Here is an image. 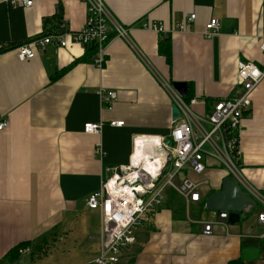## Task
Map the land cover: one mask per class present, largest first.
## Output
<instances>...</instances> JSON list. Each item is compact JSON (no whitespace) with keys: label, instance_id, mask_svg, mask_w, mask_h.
Returning <instances> with one entry per match:
<instances>
[{"label":"crops","instance_id":"0c3cea01","mask_svg":"<svg viewBox=\"0 0 264 264\" xmlns=\"http://www.w3.org/2000/svg\"><path fill=\"white\" fill-rule=\"evenodd\" d=\"M103 2L128 29L129 40L110 33L99 68L94 56L83 59L80 44L47 46L23 61L14 50L41 33L44 19L59 10L67 28L79 30L86 16L81 0H32L30 6L0 0V44L6 47L0 52V121H8L0 130V264L91 260L99 248L100 213L87 207V197L112 168L128 163L135 136L169 133L172 100L162 81L188 83L190 98L196 99L193 109L204 113L215 101L240 95L239 61L264 67L258 47L264 0ZM191 13L195 18L183 31L171 30L164 38L168 63L158 52L163 37L141 24L170 30ZM212 17L219 27L206 37ZM99 87L116 92L111 109L101 108ZM99 121L100 133L83 131L84 123ZM240 148L243 175L264 199V79L243 116ZM183 174L207 181L200 200L186 205L178 194L170 200L168 190L161 205L141 219L135 241L117 264H264V221L258 219L264 203L257 200L252 212L241 211L238 222L226 219V225L214 224L212 233L204 234L202 222L218 213L205 208V199L229 175L217 166L201 175ZM23 242L30 253L11 259L8 252Z\"/></svg>","mask_w":264,"mask_h":264},{"label":"built area","instance_id":"2783aa9c","mask_svg":"<svg viewBox=\"0 0 264 264\" xmlns=\"http://www.w3.org/2000/svg\"><path fill=\"white\" fill-rule=\"evenodd\" d=\"M11 5L30 6L32 0H7ZM85 6L84 25L77 31L67 28L60 18L52 25L24 42L15 46L16 57L23 61L44 52L47 46L54 49L71 44L84 47L94 45V63L102 68L104 52L110 33L129 40L128 29L118 23L103 0H81ZM191 13L172 29H166L158 23H142L141 28L152 30L165 37L171 30L183 31L187 23L192 22ZM219 27L216 17L205 24L203 34L210 37ZM259 50L264 55V35L259 38ZM6 47L0 44V52ZM237 79L241 86L239 96L217 100L208 112L198 113L193 109L195 98L186 99L172 84L162 81L172 103L179 109V118L171 121L167 135H137L133 138V149L127 164L111 169L101 182L100 187L91 192L86 200L89 209L100 213L99 248L91 260L80 264H117L121 252L135 241V231L141 219L161 205L168 190L181 196L186 205L200 200L201 186L207 181H195L183 173L195 175L204 173L207 167H221L232 176L242 189L255 199L264 203L263 197L248 183L239 164L240 132L242 119L251 105V94L264 79V67L239 61ZM96 93L101 108L111 109L117 99L115 91L99 87ZM123 121H110L111 126H121ZM8 126L7 120L0 121V130ZM103 123L86 122L85 133L98 134ZM147 139V140H145ZM148 142L145 157L139 162L133 159L136 141ZM96 153L101 155L100 146ZM214 163V165L212 164ZM213 165V166H212ZM227 213L218 212L217 218L202 222L203 233L211 234L214 224L226 225ZM264 221V213L258 215ZM19 255L30 253L29 246L18 248Z\"/></svg>","mask_w":264,"mask_h":264},{"label":"water","instance_id":"95a60500","mask_svg":"<svg viewBox=\"0 0 264 264\" xmlns=\"http://www.w3.org/2000/svg\"><path fill=\"white\" fill-rule=\"evenodd\" d=\"M172 86L180 95H186L187 84L185 82H173ZM178 118L179 109L172 103L171 120L175 121ZM256 203V199L249 192L242 189L232 176H227L222 180L220 189L213 191L205 199V208L213 212H226L227 222L234 224L238 222L243 209L247 207L248 212H252Z\"/></svg>","mask_w":264,"mask_h":264},{"label":"trees","instance_id":"16d2710c","mask_svg":"<svg viewBox=\"0 0 264 264\" xmlns=\"http://www.w3.org/2000/svg\"><path fill=\"white\" fill-rule=\"evenodd\" d=\"M61 18V11L59 10L58 13L52 17L51 19L48 18V19H44V22H43V28L46 30L49 25H52L54 21H57ZM47 31V30H46ZM165 37L162 38V40L160 41L159 43V46H158V52L160 54H162L163 56H165V59L168 63H170V47H169V43L167 41H165L166 39H164ZM94 51H95V47L94 45H88L85 47V53H84V57L83 59H86L88 57H91L93 56L94 54ZM71 66V64L69 65ZM69 66H67V68H63L59 71H57L55 73V75L51 76L52 79H55L57 78L60 74H62L63 72H65ZM188 84V83H187ZM188 86V89H187V92H186V99H189L190 98V88H189V84L187 85ZM177 194L172 191V190H169L168 193H167V197L170 199V200H173L174 197L176 196ZM172 202V201H171ZM28 242H23V243H20L16 246H14L8 253H10V258L11 259H15L17 257V250L19 247L21 246H24L26 245Z\"/></svg>","mask_w":264,"mask_h":264},{"label":"bare ground","instance_id":"6f19581e","mask_svg":"<svg viewBox=\"0 0 264 264\" xmlns=\"http://www.w3.org/2000/svg\"><path fill=\"white\" fill-rule=\"evenodd\" d=\"M147 140V139H145ZM149 144L148 142H142L140 140L136 141V146H135V151L133 153V159L136 162H139L141 159H143L145 157V148L148 147Z\"/></svg>","mask_w":264,"mask_h":264}]
</instances>
